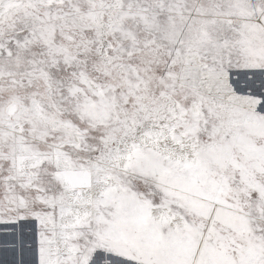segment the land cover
Here are the masks:
<instances>
[{
    "label": "snow or ice",
    "instance_id": "obj_1",
    "mask_svg": "<svg viewBox=\"0 0 264 264\" xmlns=\"http://www.w3.org/2000/svg\"><path fill=\"white\" fill-rule=\"evenodd\" d=\"M0 264H264V0H0Z\"/></svg>",
    "mask_w": 264,
    "mask_h": 264
}]
</instances>
